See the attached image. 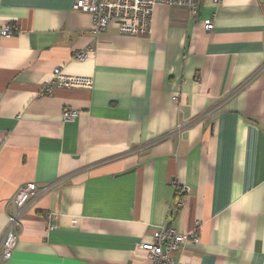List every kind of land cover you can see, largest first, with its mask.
<instances>
[{
	"label": "crops",
	"instance_id": "1",
	"mask_svg": "<svg viewBox=\"0 0 264 264\" xmlns=\"http://www.w3.org/2000/svg\"><path fill=\"white\" fill-rule=\"evenodd\" d=\"M197 3L131 36L76 0H0V251L17 191L48 187L3 264H150L164 226L188 234L172 264H264V0ZM56 67L93 84L49 91Z\"/></svg>",
	"mask_w": 264,
	"mask_h": 264
},
{
	"label": "built area",
	"instance_id": "2",
	"mask_svg": "<svg viewBox=\"0 0 264 264\" xmlns=\"http://www.w3.org/2000/svg\"><path fill=\"white\" fill-rule=\"evenodd\" d=\"M220 3L221 0H215ZM159 4H183L188 5L191 14L194 16L198 11L197 0H76L75 8L90 13L95 33L98 35L104 31L111 22H116L119 32L125 35L138 36L147 33L151 29L152 18L156 5ZM205 29H214L213 19L204 21ZM18 27L13 24H6L0 34L15 35ZM88 52L77 53L75 59L85 61ZM264 70V66L262 67ZM93 78L85 76L68 75L62 72L60 67L54 70V80L51 85L46 86L51 90L52 86L59 87H90ZM79 111L76 109L63 110V120H74ZM48 187H38L35 182L22 186L16 193L14 202L17 205V212L10 216L8 227L4 233L2 250L0 251V264L9 260L19 240L16 226L21 222V217L26 207L35 200ZM188 188L184 187L183 191ZM55 214H49V224L52 226L55 221ZM192 241H200L199 229L195 228L191 234ZM188 241V234L178 232L173 227L164 226L156 229L152 236L145 241L138 243L137 248L144 251L151 260L150 264H172L176 251L182 249Z\"/></svg>",
	"mask_w": 264,
	"mask_h": 264
}]
</instances>
